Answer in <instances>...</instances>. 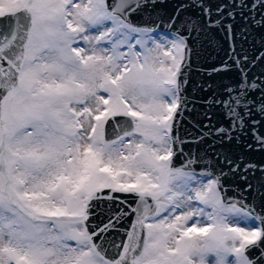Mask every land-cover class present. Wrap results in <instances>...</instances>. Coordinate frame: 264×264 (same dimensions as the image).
I'll use <instances>...</instances> for the list:
<instances>
[{
  "label": "snow or ice",
  "instance_id": "1",
  "mask_svg": "<svg viewBox=\"0 0 264 264\" xmlns=\"http://www.w3.org/2000/svg\"><path fill=\"white\" fill-rule=\"evenodd\" d=\"M165 5L0 0V264H264V0Z\"/></svg>",
  "mask_w": 264,
  "mask_h": 264
},
{
  "label": "water",
  "instance_id": "2",
  "mask_svg": "<svg viewBox=\"0 0 264 264\" xmlns=\"http://www.w3.org/2000/svg\"><path fill=\"white\" fill-rule=\"evenodd\" d=\"M175 3V0H166V5L161 9V14H165L172 11V5ZM239 26V25H238ZM217 39H220L218 36ZM226 47V45H225ZM247 47V46H246ZM224 52L220 51L219 48L208 47L206 51H204L201 56L195 61L197 67L202 69H210L212 66L217 65L220 63L221 58H223ZM191 83L189 85V94L191 95L193 92L192 85L197 82H211V78L208 77L206 74H202L200 72H193L191 74ZM197 98H202L205 93L201 91H197L195 93ZM206 107L197 103L196 111L188 113V120L196 123H206L207 121L204 118V112ZM213 123H219L218 117L213 115ZM188 128L195 134L196 129L192 128L191 124H188ZM251 142L250 140L245 141ZM231 150L234 154H240L241 148L238 146L233 145ZM246 158L254 160L256 162L264 161V154L259 152H251L246 154ZM231 183V181H229Z\"/></svg>",
  "mask_w": 264,
  "mask_h": 264
}]
</instances>
